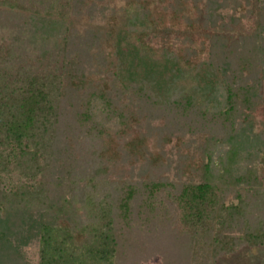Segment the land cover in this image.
Here are the masks:
<instances>
[{"label":"trees","instance_id":"trees-1","mask_svg":"<svg viewBox=\"0 0 264 264\" xmlns=\"http://www.w3.org/2000/svg\"><path fill=\"white\" fill-rule=\"evenodd\" d=\"M165 70L221 104H161ZM263 85L264 0H0V264H137L140 235L174 264L264 247V159L213 163L262 133Z\"/></svg>","mask_w":264,"mask_h":264},{"label":"rangeland","instance_id":"rangeland-1","mask_svg":"<svg viewBox=\"0 0 264 264\" xmlns=\"http://www.w3.org/2000/svg\"><path fill=\"white\" fill-rule=\"evenodd\" d=\"M134 20L131 21L130 25H127L126 29H141L145 27V23L139 21L134 23ZM170 68L171 66L168 67V70ZM165 72L168 76L164 77L165 82L162 79L163 82L159 88L161 93L158 95V100L161 104L165 100L170 101L184 92H193L195 97L210 109H214L221 104V92L215 81L209 82L204 79L202 74L197 75L196 73L186 71L181 72V70L179 73L178 71L173 73L172 71L168 72L166 70ZM155 76L159 77L158 75ZM161 121V118L157 117L154 119L151 115V118L147 122L151 126H157ZM217 132L219 133L218 136L221 141H223L222 135L224 132L221 129ZM261 132L258 137L239 135L231 140L224 141L225 143L216 144L213 153V163L216 169L222 172L223 169L228 167L234 170L243 165L246 167L247 162L244 161V157L248 154H254L264 159V129ZM257 167L259 178L264 186V163L257 164ZM114 191L115 189L113 188V193ZM103 192L109 197L112 194V188L108 186ZM9 218L10 216L7 217V220ZM172 243V239L168 236L155 238L153 235L149 237H142L140 235L135 245L140 246L141 252L136 253L135 262L137 264H164L163 260L169 259L174 264L173 261L176 259V253L172 248ZM26 250L30 258L35 260L36 246H27ZM217 264H264V247H243L228 258H219Z\"/></svg>","mask_w":264,"mask_h":264}]
</instances>
